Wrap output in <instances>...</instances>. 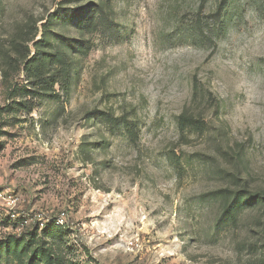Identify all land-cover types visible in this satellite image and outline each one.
Wrapping results in <instances>:
<instances>
[{"label": "rangeland", "instance_id": "obj_1", "mask_svg": "<svg viewBox=\"0 0 264 264\" xmlns=\"http://www.w3.org/2000/svg\"><path fill=\"white\" fill-rule=\"evenodd\" d=\"M0 264H264V0H0Z\"/></svg>", "mask_w": 264, "mask_h": 264}, {"label": "trees", "instance_id": "obj_2", "mask_svg": "<svg viewBox=\"0 0 264 264\" xmlns=\"http://www.w3.org/2000/svg\"><path fill=\"white\" fill-rule=\"evenodd\" d=\"M95 9H91L90 11L86 12L83 16L79 17L80 20L77 24L78 30H83L86 24L93 19V14L95 13ZM73 15H78L77 12H72ZM50 21L43 23L41 25V37L39 39H35L36 34L38 33V28L36 27L33 37L29 38L27 41H33V48L34 53L33 55L26 54L23 58L24 66L23 71L26 73L27 77L32 79L31 84H39L40 88H44L46 90L47 86L50 84L56 83V79L53 74H50L48 69L50 62L54 59V55L51 52L52 49V42H51V35L50 32ZM19 45V44H18ZM17 46V44L15 45ZM28 50V48L26 47ZM30 110V109H28ZM180 123L182 126H192L195 124V119L193 116L189 115L188 113H184L180 116ZM254 198V197H252ZM241 200L237 201L235 204V208L239 206ZM55 225L53 222H49L46 224V228Z\"/></svg>", "mask_w": 264, "mask_h": 264}, {"label": "built area", "instance_id": "obj_3", "mask_svg": "<svg viewBox=\"0 0 264 264\" xmlns=\"http://www.w3.org/2000/svg\"><path fill=\"white\" fill-rule=\"evenodd\" d=\"M65 213H60L59 215H56L54 217L51 218H44V219H40V225L42 226L44 223L46 224V222H53L55 225H63L64 224V220H65Z\"/></svg>", "mask_w": 264, "mask_h": 264}]
</instances>
